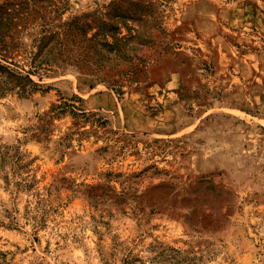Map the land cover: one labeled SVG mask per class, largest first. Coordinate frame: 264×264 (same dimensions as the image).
<instances>
[{
  "label": "rangeland",
  "instance_id": "1",
  "mask_svg": "<svg viewBox=\"0 0 264 264\" xmlns=\"http://www.w3.org/2000/svg\"><path fill=\"white\" fill-rule=\"evenodd\" d=\"M0 64V264H264V0H0Z\"/></svg>",
  "mask_w": 264,
  "mask_h": 264
},
{
  "label": "trees",
  "instance_id": "2",
  "mask_svg": "<svg viewBox=\"0 0 264 264\" xmlns=\"http://www.w3.org/2000/svg\"><path fill=\"white\" fill-rule=\"evenodd\" d=\"M125 56L124 55H122V57L121 58H124ZM45 62L47 61V59H45L44 60ZM3 70H7V68L6 67H4L2 64H0V71H3ZM8 71V70H7ZM19 78H22V77H20L19 76ZM29 81L32 83L31 85H33L32 86V89H37V84L35 83V82H33L32 80H30L29 79ZM71 107H75L73 104L72 105H70ZM177 253H179V251H176L175 250V253L174 254H171L170 256H168L169 258H167L168 259V261H177V260H175L176 258V254Z\"/></svg>",
  "mask_w": 264,
  "mask_h": 264
}]
</instances>
